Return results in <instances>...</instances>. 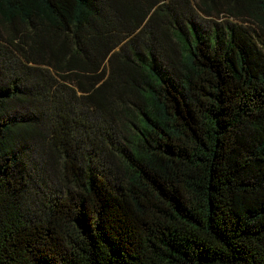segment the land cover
Returning <instances> with one entry per match:
<instances>
[{
  "label": "trees",
  "instance_id": "obj_1",
  "mask_svg": "<svg viewBox=\"0 0 264 264\" xmlns=\"http://www.w3.org/2000/svg\"><path fill=\"white\" fill-rule=\"evenodd\" d=\"M195 1L0 0V264H264V0Z\"/></svg>",
  "mask_w": 264,
  "mask_h": 264
},
{
  "label": "rangeland",
  "instance_id": "obj_2",
  "mask_svg": "<svg viewBox=\"0 0 264 264\" xmlns=\"http://www.w3.org/2000/svg\"><path fill=\"white\" fill-rule=\"evenodd\" d=\"M192 2H193V3H196V1H195V0H192ZM65 183H66V182H65Z\"/></svg>",
  "mask_w": 264,
  "mask_h": 264
}]
</instances>
